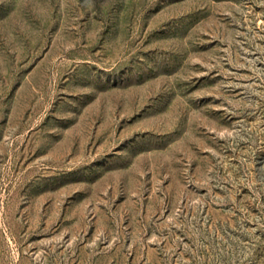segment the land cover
Instances as JSON below:
<instances>
[{"label":"rangeland","instance_id":"obj_1","mask_svg":"<svg viewBox=\"0 0 264 264\" xmlns=\"http://www.w3.org/2000/svg\"><path fill=\"white\" fill-rule=\"evenodd\" d=\"M0 264H264V0H0Z\"/></svg>","mask_w":264,"mask_h":264}]
</instances>
